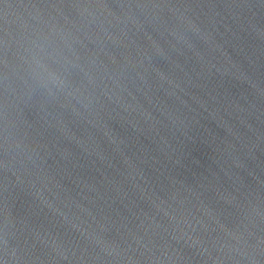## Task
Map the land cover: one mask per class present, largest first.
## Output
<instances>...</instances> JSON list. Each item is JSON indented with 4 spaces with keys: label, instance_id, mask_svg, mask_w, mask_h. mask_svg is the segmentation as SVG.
Segmentation results:
<instances>
[{
    "label": "water",
    "instance_id": "water-1",
    "mask_svg": "<svg viewBox=\"0 0 264 264\" xmlns=\"http://www.w3.org/2000/svg\"><path fill=\"white\" fill-rule=\"evenodd\" d=\"M0 264H264V0H0Z\"/></svg>",
    "mask_w": 264,
    "mask_h": 264
},
{
    "label": "clouds",
    "instance_id": "clouds-1",
    "mask_svg": "<svg viewBox=\"0 0 264 264\" xmlns=\"http://www.w3.org/2000/svg\"><path fill=\"white\" fill-rule=\"evenodd\" d=\"M36 83L41 87H59L60 81L58 77H55L54 75H49L47 77L45 76H37L34 77Z\"/></svg>",
    "mask_w": 264,
    "mask_h": 264
}]
</instances>
